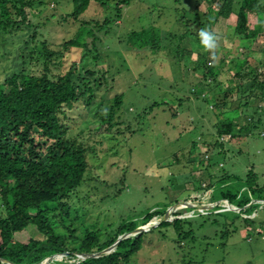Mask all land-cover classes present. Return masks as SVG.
Segmentation results:
<instances>
[{
    "label": "rangeland",
    "instance_id": "374dc122",
    "mask_svg": "<svg viewBox=\"0 0 264 264\" xmlns=\"http://www.w3.org/2000/svg\"><path fill=\"white\" fill-rule=\"evenodd\" d=\"M118 1L112 0L105 9L91 3L79 19L92 25L107 20L111 31L104 38L93 29L95 37L101 39L98 58L86 60V70L94 71L95 79H103L92 94L96 111L92 114L87 110L82 99L63 119L67 139L98 153L96 159L89 157L91 171L69 199L70 207L77 208L80 216L75 225L101 233L123 221H134L141 227L146 213L186 203L194 206L193 210L182 206L168 215V220L182 219V231H188V237L175 243L171 227L154 226L141 237L128 264H264V205L262 209L258 203L252 206L255 199H251L243 209L251 207L249 214L224 207L233 220L214 215L222 209H215L218 202L225 205L219 195L226 186L231 191L243 187L238 194L247 191L245 186L254 194L264 188V29L245 42L235 35L233 15L218 19L211 29L216 47L212 50L215 60L210 61L201 50L190 53V37L179 43L175 53L177 37L188 19L179 23L177 12L192 15V0H181L179 5L172 0H127L120 6L121 13L116 10ZM258 2L264 8V0ZM204 9L199 5L201 12ZM71 11L70 0H44L26 10L29 22H39L37 42L60 44L72 38L79 22L63 21ZM201 21L195 18L188 27L194 32V24ZM256 21V16L248 17L250 29ZM151 27L159 35L157 54L149 48L126 52L114 41L116 36L118 42L125 33ZM19 30L0 35V80L21 69L33 75L42 73L39 48L33 50L37 42L25 48L26 39L20 37ZM91 41V37L84 39L86 44ZM30 54L29 63L22 65V56L28 61ZM199 54L203 62L209 57L210 72L208 65L201 63L200 69L195 65ZM78 60L79 54L74 53L68 62ZM243 60L246 63L237 71L238 62ZM61 73L60 63L50 65L52 79ZM79 76L89 78L85 70ZM72 80L79 82L78 78ZM116 87L123 95L120 118L108 112L107 101ZM153 102L158 106L143 116ZM108 115L110 121H103ZM227 121L240 126L245 123L250 133L241 140L229 137L223 132ZM108 123L113 124L109 131ZM93 172L99 175L97 179L92 178ZM225 177L228 180L222 183ZM203 206L206 208L200 209ZM6 214L0 202V219ZM162 215L151 222H160ZM76 234L83 236V231L77 229ZM38 238L31 224L13 234L21 243ZM56 256L60 258L54 260ZM50 259L53 264L76 263L67 252Z\"/></svg>",
    "mask_w": 264,
    "mask_h": 264
},
{
    "label": "trees",
    "instance_id": "16d2710c",
    "mask_svg": "<svg viewBox=\"0 0 264 264\" xmlns=\"http://www.w3.org/2000/svg\"><path fill=\"white\" fill-rule=\"evenodd\" d=\"M111 1L70 0L72 11L63 21L79 22L77 31L72 38L60 44H50L47 41L37 42L39 22H29L26 13V10H31L34 6L42 5L44 0H0V35L21 29L20 37L26 39L23 46L26 48L29 44L37 42L33 50L39 48L37 59H43L42 73L39 75L21 69L18 72L12 71L9 76L0 80V202L7 213L4 219H0V264H3L1 260L13 264H38L47 256L64 252L68 253L69 258L76 254L97 253L113 244L122 233L130 232L137 227L134 221H123L115 229L101 233L100 230H89L83 225H75L77 219L80 221V216L77 208H71L69 202L74 191L86 181V173L91 168L89 157L96 159L98 153L67 139L65 136L67 126L63 119L73 105L82 99H85L87 110L92 114L96 111L92 103V94L95 89L101 87L103 79H95L96 73L86 70L89 68L86 60L88 57L92 60L98 58L96 49L101 39L95 37L93 29L97 33L102 32L104 38L108 37L111 31L107 20L101 25L97 23L92 25L79 19L91 3L105 9ZM192 1L194 4L190 11L192 15L177 12L179 23H183V19H188L183 24V33L177 37L175 53L179 51V43L190 37L192 40L190 53L201 50L202 55L209 56V52L199 43L198 32L203 29L212 33V24L215 21L231 15L235 18V35L242 41L254 39L264 29L262 17L264 8L259 5L258 0ZM127 3V0H119L116 3L117 12L121 13L120 6ZM172 3L179 5L181 0H172ZM199 5L205 8L204 12L199 10ZM252 15L256 16L257 21L250 29L248 17ZM198 17L202 21L194 24L196 30L193 32L188 26ZM87 37L92 38L90 44L84 42ZM116 39L114 41L118 47L126 52L132 49L134 53L149 48L153 54H157L156 48L160 44L157 30L153 27L125 33L118 42ZM74 53L79 54L78 62H68ZM31 54L27 58L28 61L22 56L24 57L22 65L29 63ZM207 56L203 62L199 54L195 65L199 69L201 63L204 67L208 65L210 72ZM59 63L62 66V73L56 79H52L50 65L55 66ZM245 63V60L239 61L237 71H240ZM82 70H85L89 78L79 76ZM73 78L79 79L77 82L79 85L73 82ZM113 91L107 101L108 112L120 118L123 95L117 87ZM157 106L158 103L153 102L142 115L149 114L153 107ZM102 120L110 121V116ZM110 126L113 127V124L108 123L107 131L110 130ZM225 128L223 132L239 140L246 138L250 133V128L245 123L244 126H240L227 121ZM129 135H135V132H130ZM98 177L95 172L92 173L93 179ZM227 180L228 177H225L222 183H226ZM228 188L226 186L225 192L219 195V200H226L239 209L245 207L251 199L264 200L263 187L257 189L255 194L247 186H245L247 191L241 194L237 192L243 187L237 191ZM248 192L252 193L251 197L247 196ZM215 209H218V206ZM249 209H245L244 213L249 214ZM164 212L165 208L146 213L141 222L144 225ZM214 215L235 219L232 213L227 211ZM30 224L36 228L40 238L29 239L26 243L13 239L14 233L24 231ZM183 225L182 219L160 224L161 227L173 229L175 243L185 240L189 235L188 231H182ZM77 229L83 231V236L76 234ZM144 234L120 241L111 254L85 259L78 264H128L130 255L137 252L138 242ZM128 242L130 244L126 245Z\"/></svg>",
    "mask_w": 264,
    "mask_h": 264
},
{
    "label": "clouds",
    "instance_id": "9594fccd",
    "mask_svg": "<svg viewBox=\"0 0 264 264\" xmlns=\"http://www.w3.org/2000/svg\"><path fill=\"white\" fill-rule=\"evenodd\" d=\"M198 38H199V43H200V45L202 46V48L204 49V50H206V51H208L209 52V57H210V61H214L215 60V52L214 51H212V50H214L215 49V47H216V40H215V37H214V35L211 33V32H209V31H206V30H200L199 32H198ZM221 201H223V202H225V205H219L218 207H222V209L221 210H219L218 212H224V210H223V208L225 207L226 209H228L226 206H227V204H229L230 206H231V204L230 203H228L226 200H221ZM252 202H254L253 203V205H256L255 203H258V204H260V202H262V205L260 204V206H262L261 207V209L263 208V205H264V200H253ZM250 203H251V200H250ZM249 204V203H248ZM247 204V205H248ZM246 205V206H247ZM245 206V207H246ZM250 207V206H249ZM180 208H182V207H180ZM186 208H188V207H186ZM189 209V208H188ZM190 209H192L193 210V208H190ZM232 209H239V208H233L232 206H231V209H228V210H232ZM244 209V207L242 208V209H239V210H241V211H244L243 210ZM177 210V209H176ZM228 210H226V211H228ZM166 211V210H165ZM165 213V212H164ZM163 216V215H162ZM162 216L160 217L161 219H162ZM155 218V217H154ZM160 219V220H161ZM177 219V218H176ZM152 220V219H151ZM151 220L149 221V222H151ZM149 222H147L146 224H148ZM166 222H170L169 220H167ZM146 224H144L143 226H145ZM161 224V222L158 224V226ZM136 228H138V227H136ZM135 228V229H136ZM154 227H152V228H150V230H148V231H146V232H149V231H151L152 229H153ZM134 229V230H135ZM134 230H132V231H130V232H125V233H122L121 235H119L118 237H120V236H122L123 234H127V233H132ZM146 232H142V233H140V234H138V235H141V234H143V233H146ZM138 235H131V236H129V237H127V238H124V239H122V240H125V239H128V238H133V237H136V236H138ZM117 237V238H118ZM117 238H116V240H117ZM115 240V241H116ZM122 240H120V241H122ZM119 241V242H120ZM118 242V243H119ZM115 243V242H114ZM113 243V244H114ZM118 243H117V245H118ZM113 244H111L110 246H108V247H106V248H104V249H107V248H109V247H111ZM117 245H116V247H117ZM116 247L115 248H113L112 250H110V251H108L107 253H105V254H102V255H99V256H97V257H95V258H98V257H101V256H105V255H108V254H111V253H113L114 251H115V249H116ZM104 249H102V250H104ZM101 250V251H102ZM100 252V251H99ZM98 253V252H97ZM56 254H61V253H56ZM56 254H52V255H50V256H47V257H45V258H43L38 264H40L41 262H43V261H45V264H53V263H51L52 262V259H50L52 256H54V255H56ZM89 254V253H88ZM91 254V253H90ZM92 254H96V253H92ZM82 255L83 254H76L75 256H73V257H71V258H76V263L75 264H78V263H80V262H82V261H84L85 259H88V258H82ZM89 259H91V258H89ZM2 261V263L3 264H8V262H6V261H4V260H1Z\"/></svg>",
    "mask_w": 264,
    "mask_h": 264
},
{
    "label": "water",
    "instance_id": "95a60500",
    "mask_svg": "<svg viewBox=\"0 0 264 264\" xmlns=\"http://www.w3.org/2000/svg\"><path fill=\"white\" fill-rule=\"evenodd\" d=\"M218 204L220 205V202H218ZM179 205L178 204H175L174 206H171V207H169L166 211H165V213L163 214V216H162V219L160 220V222H166L167 220H168V215H170L172 212H174L176 209H178V208H180V207H182V206H184V207H188V208H193L194 206H192V205H190V204H186V203H184L183 205H180L179 207H178ZM228 209H231V206L229 205V204H227V206H226ZM204 208H206V207H204L203 206V208H200V209H204ZM207 208H209V207H207ZM234 210H238V209H234ZM160 222H158V223H155V222H151V227L150 228H152V227H154V226H157ZM148 224H150V222L148 223ZM148 224H146V225H148ZM146 225L145 226H141V227H138V228H136L132 233H127V234H123L122 236H120V237H118L117 238V240L115 241V243L111 246V247H109V248H107V249H104V250H102V251H100V252H98V253H96V254H83L82 255V258H95V257H97V256H99V255H102V254H105V253H107L108 251H110V250H112L113 248H115L116 247V245H117V243L120 241V240H122V239H124V238H127V237H129V236H131V235H138V234H140V233H142V232H146V231H148V230H150V229H146ZM8 264H13V263H10V262H8Z\"/></svg>",
    "mask_w": 264,
    "mask_h": 264
},
{
    "label": "bare ground",
    "instance_id": "6f19581e",
    "mask_svg": "<svg viewBox=\"0 0 264 264\" xmlns=\"http://www.w3.org/2000/svg\"><path fill=\"white\" fill-rule=\"evenodd\" d=\"M179 209V208H178ZM56 257H54L53 259L55 260ZM40 264H45V261L41 262Z\"/></svg>",
    "mask_w": 264,
    "mask_h": 264
},
{
    "label": "built area",
    "instance_id": "2783aa9c",
    "mask_svg": "<svg viewBox=\"0 0 264 264\" xmlns=\"http://www.w3.org/2000/svg\"><path fill=\"white\" fill-rule=\"evenodd\" d=\"M260 204L262 205V202H260Z\"/></svg>",
    "mask_w": 264,
    "mask_h": 264
}]
</instances>
